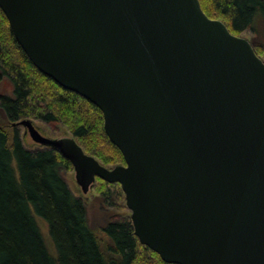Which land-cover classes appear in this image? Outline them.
<instances>
[{
    "label": "water",
    "instance_id": "water-1",
    "mask_svg": "<svg viewBox=\"0 0 264 264\" xmlns=\"http://www.w3.org/2000/svg\"><path fill=\"white\" fill-rule=\"evenodd\" d=\"M33 64L98 106L125 164L14 124L88 193L120 183L135 235L168 263L264 264V59L200 0H0Z\"/></svg>",
    "mask_w": 264,
    "mask_h": 264
},
{
    "label": "trees",
    "instance_id": "trees-1",
    "mask_svg": "<svg viewBox=\"0 0 264 264\" xmlns=\"http://www.w3.org/2000/svg\"><path fill=\"white\" fill-rule=\"evenodd\" d=\"M200 3L210 18L222 20L234 34L249 33L264 59V0ZM0 70L13 83L12 95L0 93V109L12 123L10 132L0 127V264H175L139 241L131 215L92 226L85 199L62 174L72 163L54 148L25 146L15 122L24 117L57 121L104 166L125 164L105 131L102 110L33 64L1 7ZM94 186L104 205L115 207L117 194L128 209L120 183L98 177Z\"/></svg>",
    "mask_w": 264,
    "mask_h": 264
},
{
    "label": "rangeland",
    "instance_id": "rangeland-1",
    "mask_svg": "<svg viewBox=\"0 0 264 264\" xmlns=\"http://www.w3.org/2000/svg\"><path fill=\"white\" fill-rule=\"evenodd\" d=\"M242 36L248 38L249 40H251L252 38L249 33H244ZM0 93L10 94V95L13 94L12 81L10 80L9 77L4 75L1 70H0ZM24 118L32 119L35 126L40 130V132L48 137L56 138V137L72 136V132H70L69 127L66 124L57 121L43 122L39 119L32 117H24ZM11 124L12 123H10L6 119L3 111L0 109V127H4L8 129V131L10 132L12 130ZM17 125L20 129L21 137L23 139L25 146H27L28 148L40 147V145L35 143L33 139L30 137V135L25 132V127L23 125L20 124ZM77 141L84 148V142L81 140H77ZM107 167H114V166L109 165ZM62 174L66 179L70 189L76 195H78L79 197H83V199H85L87 203L86 205H87L89 222L92 226L99 228L109 220H120V219L122 220L125 219L127 215H131V210L125 207L123 200H121L119 197L117 198V194H114V197L116 198V202H115L116 206L113 208H109L108 206L104 205L102 198L96 197L97 189L94 185L88 193L86 194L83 193L80 185L76 181L75 170L72 165H71V169L64 168L62 170ZM45 229L48 230V227L46 226Z\"/></svg>",
    "mask_w": 264,
    "mask_h": 264
}]
</instances>
